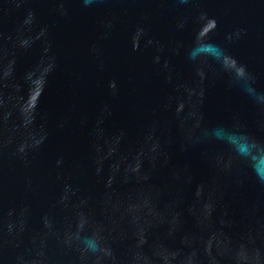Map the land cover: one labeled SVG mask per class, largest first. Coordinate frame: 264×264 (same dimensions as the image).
Wrapping results in <instances>:
<instances>
[{"label":"water","instance_id":"1","mask_svg":"<svg viewBox=\"0 0 264 264\" xmlns=\"http://www.w3.org/2000/svg\"><path fill=\"white\" fill-rule=\"evenodd\" d=\"M0 264H264V0H0Z\"/></svg>","mask_w":264,"mask_h":264}]
</instances>
